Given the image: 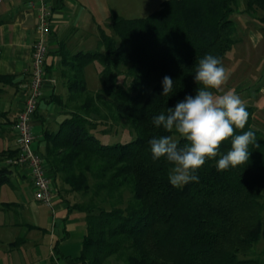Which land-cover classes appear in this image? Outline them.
<instances>
[{
  "label": "trees",
  "instance_id": "16d2710c",
  "mask_svg": "<svg viewBox=\"0 0 264 264\" xmlns=\"http://www.w3.org/2000/svg\"><path fill=\"white\" fill-rule=\"evenodd\" d=\"M243 4L162 0L135 18L110 11L114 35L95 25V48L68 54L60 47L68 93L65 103L53 98L67 111L55 131L43 130L42 158L69 191L90 195L66 202L61 219L83 213L73 256L80 264H106L112 256L123 264H258L244 254L264 233V136L250 124L251 105L205 107L206 81L235 41L229 15L259 9L254 20L264 27V0ZM93 60L99 87L90 91L83 68ZM12 79L0 74V87ZM108 120H123L130 138L104 140L117 134ZM185 125L192 132L172 139ZM12 167L0 165V186L10 184Z\"/></svg>",
  "mask_w": 264,
  "mask_h": 264
},
{
  "label": "crops",
  "instance_id": "0c3cea01",
  "mask_svg": "<svg viewBox=\"0 0 264 264\" xmlns=\"http://www.w3.org/2000/svg\"><path fill=\"white\" fill-rule=\"evenodd\" d=\"M45 2L50 7L49 31L45 39L47 52H45L43 65L45 73L41 96L30 118L33 134L31 145L42 156L43 130L55 131L67 111L66 107L57 105L53 98V94H57L65 103L68 93L62 79V72H65L67 68L57 52L60 51V47H63L64 52L68 54H72L77 49L90 50L88 38L92 36L96 45L95 25H100L89 13L88 0H45ZM34 14V9L28 8L26 0H0V74L13 77L11 83H2L0 87L2 88L0 91V165L5 162L1 160L5 152L14 151L13 119L27 96L30 45L35 36ZM107 17H102L101 21L107 23ZM240 17L242 15L238 16V14L237 17L236 15L233 17L237 36L234 37L235 41L229 49L228 73L230 76L232 74L239 79L243 78L244 84L239 87L242 89L236 91L235 96L240 95L241 91H243L242 95H246L243 104L253 107L250 124L264 136V27L262 24H245L247 20ZM86 66L83 68L84 80ZM96 70L97 76L99 69ZM238 83H242V80ZM45 171L55 191L52 195V207L56 211L54 220L52 211L49 213L47 210L44 214L42 209L47 206L32 197L33 189L26 169L20 166L11 168L10 184L7 185L17 191V196L14 201L0 198V264H80L73 256L79 253L81 238L70 242L67 222H60L65 215L67 198L62 199L59 196L60 184L57 178L50 171L46 169ZM12 179L16 182L15 185H12ZM23 188L28 190L29 198L36 202L35 205H30L22 197L24 194L22 192L20 194V189L23 191ZM7 201L12 205L3 206V203ZM32 224L43 230L33 227L28 229L27 225ZM19 228L20 233L14 239L17 241L10 245V242L14 241L9 238L11 231Z\"/></svg>",
  "mask_w": 264,
  "mask_h": 264
},
{
  "label": "rangeland",
  "instance_id": "374dc122",
  "mask_svg": "<svg viewBox=\"0 0 264 264\" xmlns=\"http://www.w3.org/2000/svg\"><path fill=\"white\" fill-rule=\"evenodd\" d=\"M89 1V6H90V12L91 15L98 21V23L101 26H104L106 28V30H108L109 32H111L113 34V32L111 31L110 26L108 25V15L111 12H114L116 14H119V16L124 17V18H128V17H141L143 15H147L150 12H152L155 8H158V4L160 1L162 0H88ZM245 6L243 4V0H238V5H237V9L241 10L243 9ZM239 15H242V19H246L247 21L245 22V24H250V25H258L255 20L254 17L255 16H259L260 14V10H254V12H243L241 13L239 12H232V14L229 15V18L233 19V17L236 15L237 17ZM106 16L107 17V23H104L102 20V17ZM241 19V21H242ZM240 20V19H239ZM236 24V23H235ZM236 32V27L235 30L233 32V37L237 36L235 33ZM239 33V32H238ZM241 35H243L240 32ZM114 35V34H113ZM90 41V48H95V43H94V39L91 36L90 38H88ZM99 49H101V47H98ZM221 66L219 68V72L217 71L214 75L209 76V78L206 81L205 84V93H206V97H207V101L205 104V107H210L211 105H215L218 102H226V103H239V104H243V100L246 99V95H242L243 91L239 92V94H237L235 96L236 91L241 90L242 85L244 84L243 82V78L239 79L238 77H234V75L231 74V76L228 73V64H229V50L225 53V55H223V59H221ZM99 63L97 61H93L91 64H89L88 66H86L85 71H86V86L88 89L92 90V89H97L99 87V83H98V79L96 78V69H100V65H98ZM119 79L121 78L120 76H118ZM239 80H242V83H238ZM242 100V101H241ZM66 105H68V107H71V103H67ZM108 125H109V131L110 133H112L113 128L117 129V134L116 135H110L107 134L104 136V140H110V141H116V140H126L130 138V134L127 131V127L123 124V120L120 121L119 124L114 125L111 123L110 125V121H107ZM179 134L178 135H174L172 137L173 138H177L179 135L180 136H185L186 134H190L192 132V129L190 126L185 125V127L178 129ZM11 158V157H10ZM5 161V159H4ZM45 162V161H44ZM46 166V165H45ZM175 179L177 180L178 183H181L182 180L185 177V169L183 167V165L178 164L176 165V169H175ZM58 180V183L60 184V188H59V192H60V197L63 199L64 197L67 198L68 203L71 202H78V203H84L87 202L89 199V193L87 194H81L79 192H73V190H68V187L62 183L61 179L59 178V176L56 177ZM91 180H89L88 182H90ZM16 182L12 179V185H15ZM64 187V188H63ZM21 192L24 194L22 197H24L30 205L34 204L36 202H34V200H32V198H29V192L26 188H23V191H21L20 189V194ZM17 191L14 190L10 185H7V183L1 185L0 188V198L5 200L7 199L8 201H14ZM125 193V192H124ZM123 193V194H124ZM124 197L126 198V194H124ZM264 201V200H263ZM52 208H47L45 207V209H42L44 211L48 210V212L53 214V220L56 219L55 217V210ZM261 214H264V205L261 211ZM67 220V221H66ZM61 222V221H60ZM65 222H67V228L69 230V241L72 242L73 240L76 241L78 240V238H81V234L84 233L85 230V225L83 222V213H78V212H74L72 211L71 214H68L67 219H65ZM63 223V222H61ZM20 233V228L18 230L13 229L11 231V236H9V238H11V240H14L16 238V236H18ZM242 255H240L241 257ZM244 256L248 257V258H253V259H257L258 264H264V233L263 235L260 237V239L258 240V242H255V244L249 248L248 250H246ZM106 264H123L121 261L117 260L114 258V256H112L111 258L107 259Z\"/></svg>",
  "mask_w": 264,
  "mask_h": 264
},
{
  "label": "built area",
  "instance_id": "2783aa9c",
  "mask_svg": "<svg viewBox=\"0 0 264 264\" xmlns=\"http://www.w3.org/2000/svg\"><path fill=\"white\" fill-rule=\"evenodd\" d=\"M27 6L35 11V36L30 45V69L27 78V96L16 112L13 119L14 154L11 158H5V162L13 167L20 166L26 169L30 185L33 189V198L44 206L52 208V195L55 191L50 184L51 180L45 171L46 166L43 156L33 145L31 119L41 96V86L44 78V60L46 37L49 31L50 7L45 0H26Z\"/></svg>",
  "mask_w": 264,
  "mask_h": 264
}]
</instances>
